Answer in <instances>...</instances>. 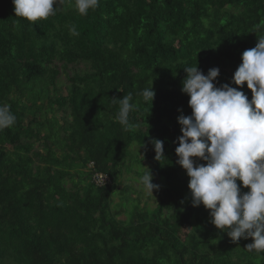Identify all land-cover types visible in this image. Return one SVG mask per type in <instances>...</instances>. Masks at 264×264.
<instances>
[{
  "label": "trees",
  "instance_id": "trees-1",
  "mask_svg": "<svg viewBox=\"0 0 264 264\" xmlns=\"http://www.w3.org/2000/svg\"><path fill=\"white\" fill-rule=\"evenodd\" d=\"M13 9L0 0V104L17 118L0 131V264H264L246 248L252 238L232 242L192 206L175 153L178 109L191 114L184 68L218 67L216 86L238 87L241 53L264 35L254 33L264 0H99L87 15L65 6L34 24ZM58 64L85 67L65 75V95ZM151 81L148 112L139 93ZM129 93L139 101L131 132L115 118ZM150 138L164 142L165 160L154 159ZM147 168L160 197L129 210L126 192H136L123 175ZM93 171L107 183L96 186Z\"/></svg>",
  "mask_w": 264,
  "mask_h": 264
},
{
  "label": "clouds",
  "instance_id": "clouds-1",
  "mask_svg": "<svg viewBox=\"0 0 264 264\" xmlns=\"http://www.w3.org/2000/svg\"><path fill=\"white\" fill-rule=\"evenodd\" d=\"M12 4L15 16L34 24L55 16L65 6L87 15L98 8L99 0H12ZM262 29L264 25L257 24L254 33ZM69 33L79 35L75 25L69 26ZM257 37L255 47L241 53V63L231 78L238 87L216 86L218 67L207 74L197 64L184 68L181 91L189 97L191 114L178 109L181 135L176 138L175 153L189 178L192 206L209 210L211 223L227 231L232 242L250 237L253 242L246 245L247 250L264 254V35ZM245 84L251 99L240 90ZM151 85L152 81L139 93L148 112L155 96ZM116 102V121L125 131H135L138 126L130 122V113L139 110V101L133 102L129 93ZM16 119L9 105L0 104V131L12 128ZM150 143L154 159L165 160L164 142L150 138ZM106 175L101 177L102 185ZM151 180L148 169L140 183L153 196L159 186ZM245 187L248 190L242 192Z\"/></svg>",
  "mask_w": 264,
  "mask_h": 264
},
{
  "label": "rangeland",
  "instance_id": "rangeland-1",
  "mask_svg": "<svg viewBox=\"0 0 264 264\" xmlns=\"http://www.w3.org/2000/svg\"><path fill=\"white\" fill-rule=\"evenodd\" d=\"M56 68H59V64L56 66ZM84 68L85 67H84L83 64H73V65L68 66L65 69V73L62 71L61 67L59 68L60 69V73H59V76L56 79V85H58V84L62 85L61 86L62 95L66 94L65 86H66L67 82L65 80V75L67 74V75L71 76L74 73H79V71L83 70ZM63 113L61 111H58L57 112V117H59V116L67 117L68 111L63 112ZM67 120H69V117L67 118ZM135 169L136 168L134 167V170ZM134 170H132L131 173L129 172L128 174L123 175V177L131 179L128 184L129 185L131 184L133 190L136 192V193H131L130 194V188L127 190V192H126L127 193V197H131L132 201L129 202V204L127 205L126 208L130 210L131 204H137L140 209L141 208H154L156 206V204H157V200L160 197L162 183L158 182L159 183V187L157 189L153 190V196H151L150 194L146 193V191L143 188V185L140 183V178L143 175H141L139 177L135 176L134 175ZM137 170H139V169H137ZM139 171L145 172L146 170H139ZM156 180H157L156 177H152V181L155 182ZM113 202L114 203H118L119 202L118 194H115L113 196ZM126 217H127L126 214H122V215H120V216H118L116 218L117 219H121V220H123V219L125 220Z\"/></svg>",
  "mask_w": 264,
  "mask_h": 264
},
{
  "label": "built area",
  "instance_id": "built-area-1",
  "mask_svg": "<svg viewBox=\"0 0 264 264\" xmlns=\"http://www.w3.org/2000/svg\"><path fill=\"white\" fill-rule=\"evenodd\" d=\"M94 172V171H93ZM104 174H101V173H98V172H94L93 175H92V181L94 182V184L96 186H102V182H101V177L103 176ZM107 183V178L105 179L104 181V184Z\"/></svg>",
  "mask_w": 264,
  "mask_h": 264
}]
</instances>
